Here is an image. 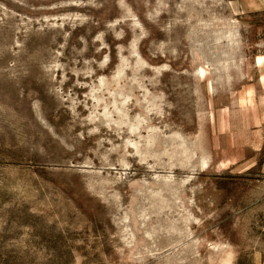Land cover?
<instances>
[{
  "label": "rangeland",
  "instance_id": "1",
  "mask_svg": "<svg viewBox=\"0 0 264 264\" xmlns=\"http://www.w3.org/2000/svg\"><path fill=\"white\" fill-rule=\"evenodd\" d=\"M258 55L264 0H0V264H264Z\"/></svg>",
  "mask_w": 264,
  "mask_h": 264
},
{
  "label": "bare ground",
  "instance_id": "2",
  "mask_svg": "<svg viewBox=\"0 0 264 264\" xmlns=\"http://www.w3.org/2000/svg\"><path fill=\"white\" fill-rule=\"evenodd\" d=\"M263 59H264V56L258 55L257 58H256V61H257L258 64H262ZM261 75H262V79H263V82H264V71H262ZM263 86H264V84H263ZM248 92H249L250 95H252L253 91L251 89H249Z\"/></svg>",
  "mask_w": 264,
  "mask_h": 264
}]
</instances>
